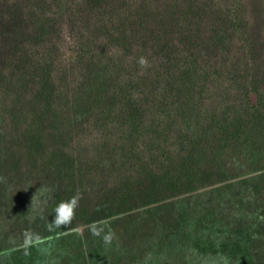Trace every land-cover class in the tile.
I'll return each mask as SVG.
<instances>
[{
    "label": "rangeland",
    "instance_id": "rangeland-1",
    "mask_svg": "<svg viewBox=\"0 0 264 264\" xmlns=\"http://www.w3.org/2000/svg\"><path fill=\"white\" fill-rule=\"evenodd\" d=\"M0 264H264V0H0Z\"/></svg>",
    "mask_w": 264,
    "mask_h": 264
}]
</instances>
